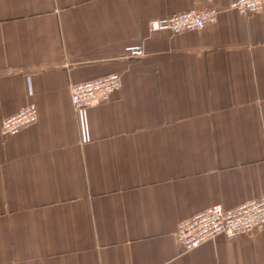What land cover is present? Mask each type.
Returning <instances> with one entry per match:
<instances>
[{
	"label": "crops",
	"instance_id": "1",
	"mask_svg": "<svg viewBox=\"0 0 264 264\" xmlns=\"http://www.w3.org/2000/svg\"><path fill=\"white\" fill-rule=\"evenodd\" d=\"M0 0V264H264V228L190 251L179 222L264 194V3ZM214 9L201 30L149 22ZM144 55L130 57L128 46ZM110 100L75 111L70 86L109 73Z\"/></svg>",
	"mask_w": 264,
	"mask_h": 264
},
{
	"label": "built area",
	"instance_id": "2",
	"mask_svg": "<svg viewBox=\"0 0 264 264\" xmlns=\"http://www.w3.org/2000/svg\"><path fill=\"white\" fill-rule=\"evenodd\" d=\"M264 0H232L230 7L241 14H254L263 9ZM217 19L214 9H191L150 20L152 31H170L179 33L189 30H201ZM127 55L141 57L144 50L141 45L128 46ZM122 79L118 73H109L70 86L71 102L75 111L85 110L95 104L107 102L120 90ZM34 104H29L19 112L4 118L1 134L9 136L37 121L38 112ZM264 228V194L232 208L214 204L192 216L181 220L177 226V244L184 251L223 234L238 237L247 232Z\"/></svg>",
	"mask_w": 264,
	"mask_h": 264
}]
</instances>
